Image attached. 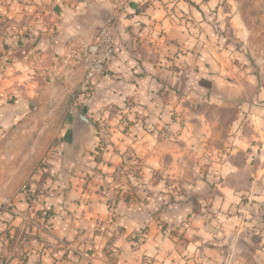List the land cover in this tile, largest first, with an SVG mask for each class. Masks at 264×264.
I'll use <instances>...</instances> for the list:
<instances>
[{
  "label": "crops",
  "instance_id": "1",
  "mask_svg": "<svg viewBox=\"0 0 264 264\" xmlns=\"http://www.w3.org/2000/svg\"><path fill=\"white\" fill-rule=\"evenodd\" d=\"M112 4L0 0V205L8 202L0 209V264H264V85L247 62L231 68L229 61L220 63L221 53L202 47L204 29L206 39L215 36L193 7H187L188 19H181L177 8L169 13L156 4L140 10L139 0H132L120 11ZM108 6L116 16L117 56L75 106L83 69L60 58L75 37L99 26ZM194 27L202 29L201 36ZM187 75L201 80L196 79L189 95L191 103L233 110L224 144L206 149L207 181L216 186L196 195V207L167 204L166 179L153 178L150 170L171 169L167 157L173 156L193 187L204 182L195 169L205 161L196 156L191 159L195 169L186 170V147L168 140L156 143L144 124L167 118L166 87L181 111L179 92ZM126 101L142 108L131 117L136 121L132 132H111L134 139L108 145L97 135L76 142L71 127L75 109L95 123L106 119L100 110L111 106L119 111ZM119 115L111 113L113 127ZM60 116L59 132L52 134L59 141L36 167L45 151L39 153V129ZM123 151L142 158L140 187L126 180L117 189L119 198L111 201L103 191ZM25 228L30 235L21 256ZM118 229L122 235L116 237Z\"/></svg>",
  "mask_w": 264,
  "mask_h": 264
},
{
  "label": "rangeland",
  "instance_id": "2",
  "mask_svg": "<svg viewBox=\"0 0 264 264\" xmlns=\"http://www.w3.org/2000/svg\"><path fill=\"white\" fill-rule=\"evenodd\" d=\"M131 1L132 0H113L114 4H112V7L121 11L124 5L127 6ZM139 2L141 4L139 8L140 10L145 9L146 7L150 8V6L156 7V4L165 7L169 13H174L177 8L183 14H178V17L181 19H188L189 12L187 11V7H193L194 11L198 12V15L208 23L212 35L215 36L214 40L209 39L208 37L206 39L207 29H204L203 33L205 32V35L202 39L204 44L202 47L212 48L216 51L215 54L221 53V61L219 59L217 60L223 64H226L229 61L231 68L236 65H243L244 61L247 62V67L258 76L259 82L264 85V0H139ZM206 5H209L208 9L206 8ZM201 6L202 8L204 7L205 10H203ZM107 8L110 10L112 9L111 6H108ZM115 17L116 16L113 14V21H115ZM97 29L98 27L89 34L96 32ZM194 30V33L199 32V35L201 36L202 29L200 27H197V30L194 27ZM210 41H213L214 43H210ZM215 54H213L212 57H214ZM217 56L218 55H215L216 58ZM12 58L13 57H9L8 60L10 61ZM223 59L224 61H222ZM211 64L212 62H207L206 71L208 74L212 73L210 71ZM226 68L228 67L226 66ZM52 74L55 75L56 72L52 71ZM196 79L191 80L188 75L183 78L184 87L179 92L181 95L180 97L183 99L180 112L173 106L175 105L173 100H169L170 88L166 87L168 106L165 114L167 118H165V120H151L150 122L144 123L147 125L146 129L154 134L156 143L162 140H168L182 144L186 147V151H183L185 155L182 156L185 164L188 166L186 170L191 169L192 171L195 169L191 167L193 161L191 159L196 158V156H198L200 160L205 161L199 168L195 169L198 170L200 176H198L199 178L197 179H204V182L200 181V183L194 184L193 187L190 184L191 178L189 177V174L182 176L185 169L180 167V159L174 163L175 157L173 156L170 158L167 157V164L172 166L171 169L165 170L152 168L150 170V174H152L153 178L166 179V193L169 197L168 199H165L167 204L177 202L186 205L192 204L193 207H196L197 204H200V199H197L196 195H200L210 187L216 186L214 180H211L213 182L207 181V174L210 172V168L207 167V159H210V155L207 154L206 149L212 147V145L224 144L233 119L232 109H223L214 104L210 105L207 102H190L189 95L195 87L194 84L197 80L199 84L201 82V80ZM191 84H193L192 88L190 86ZM86 92H89V89H82L81 83V86H79L76 93H74V98H79L76 100L77 104L75 106L80 105V95ZM133 102L134 101H126L125 105L118 108L119 111H116V109L111 106L103 108L104 111L100 110L102 113L106 112V119L100 117L94 121L95 123L92 121L94 132L88 137L92 138L99 135L101 143H107L108 145L115 144L117 141L124 143L128 142L129 139H134V136H115L112 135L111 132L112 128H118L122 133L129 131L132 132V127L135 125L134 122L136 121L133 120L135 118L131 117L133 115V117L139 115L141 113L140 110H142L139 104ZM112 112H119L120 114L119 121L114 127L112 126L110 119ZM129 113L131 116H129ZM198 115H202L203 118H198ZM176 122L177 130L174 128V123ZM61 124L60 116V118L54 120L53 125L49 124L47 128L41 127L39 129V153H42L43 150L45 151L38 160L36 167L41 166L43 161L48 157L52 147L58 143L59 136L52 134L53 130L59 132ZM130 128L131 130H129ZM199 132L200 136H197L196 134ZM193 137H196L197 139ZM140 139L142 140L143 138L141 137ZM75 140L76 142L78 141L82 143V139H80L79 136L75 137ZM193 147H197L200 151L193 153L191 150ZM178 154L180 157V153ZM122 155V162L113 171L110 170L109 173L111 179L108 181V184L104 187L103 191L111 201H116L119 198L117 189L122 188L126 183V180L136 189L140 183L139 180L142 178L143 164L141 162V156L137 152L127 153V151H123ZM191 191L198 194L192 195L190 194ZM6 204H8V202L4 201L3 205ZM3 205H0V209ZM29 221L30 220H28V223ZM184 225L185 221L180 227H183ZM118 230L114 232L116 237L122 235V232ZM174 233L175 231L170 232L171 235ZM21 234L19 244L22 245V248H20V254L22 253L21 256H24L25 248H27L26 242L30 235V231H28V228H25ZM181 234V230H178V232L175 233V235L179 237Z\"/></svg>",
  "mask_w": 264,
  "mask_h": 264
},
{
  "label": "built area",
  "instance_id": "3",
  "mask_svg": "<svg viewBox=\"0 0 264 264\" xmlns=\"http://www.w3.org/2000/svg\"><path fill=\"white\" fill-rule=\"evenodd\" d=\"M116 43V26L112 19L96 32L74 39L70 50L60 61L79 64L84 73L82 89H89L92 82L103 76L109 64L116 58Z\"/></svg>",
  "mask_w": 264,
  "mask_h": 264
},
{
  "label": "water",
  "instance_id": "4",
  "mask_svg": "<svg viewBox=\"0 0 264 264\" xmlns=\"http://www.w3.org/2000/svg\"><path fill=\"white\" fill-rule=\"evenodd\" d=\"M112 17V11L105 7L101 12V19L98 28L107 25L112 20ZM86 35H89V33L75 37V39ZM71 127L72 133H75L80 139L85 136H90L94 132L92 121L79 109H75L71 115Z\"/></svg>",
  "mask_w": 264,
  "mask_h": 264
}]
</instances>
